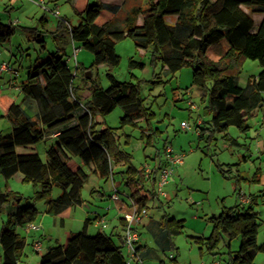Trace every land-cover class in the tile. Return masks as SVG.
<instances>
[{
    "label": "trees",
    "instance_id": "trees-1",
    "mask_svg": "<svg viewBox=\"0 0 264 264\" xmlns=\"http://www.w3.org/2000/svg\"><path fill=\"white\" fill-rule=\"evenodd\" d=\"M115 7L111 3L87 2L83 9H75L79 23L67 28L72 42L92 53L89 69L101 64L108 67L106 88L95 85L91 78L87 86L85 71L83 86L75 84L76 72H71L63 54L56 50L34 65L21 85L23 101L32 100L38 106L37 118L28 116L20 104L0 94L3 116L11 124L8 133L0 132V175L5 179V190L0 188V215L6 213L0 224L1 264H18L22 259L25 241L17 228L34 222L39 215L33 204H19L18 192L6 189L8 180L17 172L22 174V183L38 188L34 199L44 200L45 212L52 216L83 203L81 189L88 176L84 167L114 181L113 165H124L125 178L119 183L130 187L129 198L138 213L148 209L149 198L158 199L154 189L156 173L165 161L154 163L153 173L146 179L143 165L134 167L131 155L119 148L113 129L97 128V115L103 117L119 106L123 111L121 126H136L143 121L146 129L152 130L153 112L141 96L140 81L118 80L110 71L120 62L115 50L117 41L133 39L136 48L150 51L152 65L158 61L171 73L184 66L191 68V85L203 89L204 114L210 117L196 125L199 138L210 139L219 133L230 144H238L227 133L228 127L247 133L251 116L261 111L264 118V0H147L145 7L132 8L122 27L109 29ZM255 14L261 15L257 23ZM64 21L60 18L59 24L64 25ZM14 29L11 23L0 21V43L7 41ZM245 58L256 60L261 67L250 80L248 93L236 81ZM129 65L144 68V63L134 60H129ZM78 68L76 65V71ZM84 90L88 91L86 97L82 95ZM151 134L156 131L147 135L146 146L151 144ZM42 141L45 159L35 151L16 150ZM219 170L230 177L222 167ZM257 175L259 171L254 173L253 181H257ZM145 183L150 186L145 188ZM54 186L61 191L51 198ZM254 201L252 196L248 206L235 204L211 215L210 235L198 237L206 239L212 249L223 234L228 239L239 236V247L228 251L227 264H256L257 252L264 255V242L257 243L259 224L251 205ZM95 218H85L82 228L71 232L64 244L48 247L39 264H126L120 250L122 235H118L121 245H116L111 235L102 230L87 234V225ZM119 223L123 229L125 220L119 218ZM183 226V219L166 214L158 222V230L170 247Z\"/></svg>",
    "mask_w": 264,
    "mask_h": 264
},
{
    "label": "rangeland",
    "instance_id": "rangeland-1",
    "mask_svg": "<svg viewBox=\"0 0 264 264\" xmlns=\"http://www.w3.org/2000/svg\"><path fill=\"white\" fill-rule=\"evenodd\" d=\"M39 1L0 0V21L5 24L11 23L15 27L10 38L0 43V64L5 62L11 68V70H0V94L4 95L6 100L26 107V103L30 100L23 101L21 85L27 81L28 71L56 50L63 54L71 72H76L75 84L83 86V73L90 70L92 82L106 88L109 85L106 77L108 67L101 64L89 69L93 59L92 53L70 39L68 26L77 25L80 21L75 9H83L87 2L115 4V12L108 25L109 29H113L122 27L125 17L132 8L145 7L147 0H74V3L65 0H43L42 4ZM253 17L257 23L261 15L255 14ZM60 18L65 19L64 25L59 24ZM141 19L140 16L137 22L140 23ZM115 50L120 56V62L110 71L118 80L140 81L141 96L145 100V105L150 106L153 112L152 130H147L143 121L136 126H121L119 118L123 111L119 106L103 117L97 115V128L108 126L113 129L118 138L119 148L131 155V163L136 168L145 163L153 165L158 160L165 161L168 147L172 150V155H182V162L172 167L168 184L163 187L167 196L159 195L158 199L148 200L147 215L151 216L152 225L141 226L140 223L135 225V230L139 236H142L145 246L138 253L141 262L135 259L131 264H227L228 251L239 247V236L228 239L223 234L217 246L212 249L209 248L206 239L200 240L198 237L206 238L210 235L211 215H216L223 208L235 204L248 206L252 196L255 201L251 205L259 224L257 243H263L264 122H261V119L264 121L263 113L258 111L247 120L250 125L247 133L240 132L234 126L228 127L227 133L235 138L238 144H230L219 133H215L210 139L206 136L199 138L197 119L202 118L207 122L210 117L204 114L206 103L201 97L203 89L191 85V68L184 66L177 72L171 73L158 61L152 65L150 51L136 48L133 39L129 37L117 41ZM129 60L144 63V68L130 66ZM75 65L79 67L77 71ZM260 69L256 60L245 58L242 61L240 70L236 74V81L245 93L251 90L250 80ZM82 95L86 97L88 91L84 90ZM31 103L33 105L29 107L27 104L26 114L37 118V115H34L37 104L34 101ZM4 112V107L0 104V132L8 133L11 124L9 119L3 116ZM183 121L188 123L189 127L183 128L181 126ZM153 130L156 134H151V144L146 146L147 135ZM16 150L36 151L42 159L45 158L43 141L34 146L17 147ZM219 167L228 172L230 177L223 176ZM84 169L88 176L81 189L83 203L69 210L70 217H64V227L74 232L79 231L84 219L92 218L94 211L103 214L107 224L119 226L117 209L113 207L115 202L108 197L112 193L111 178H101L85 167ZM125 169L122 164L113 165V182L117 185L119 200L126 203L129 208L126 212H129L132 205L128 201L130 187L119 183L125 178L123 173ZM256 171H259V175L255 177L257 181H253ZM236 176L240 178L237 180ZM8 181L12 189L21 195L19 203L21 206L31 203L38 209L39 215L34 221L35 224L38 225L41 219L46 230H54L55 233L61 231L62 226L53 229L55 218L45 213L44 200L34 199V192L38 188L29 183H22L17 178L12 182ZM149 186V183H145V188ZM0 188L5 190V179L1 175ZM60 191V188L54 186L51 198H55ZM242 198H247V201ZM163 214L184 220L182 231L172 238L173 247L169 246L168 240L166 242L161 231L158 230V222ZM44 216L45 220H43ZM149 217H145L144 220ZM97 218L98 223L102 225L99 222L100 217ZM5 219L6 213L1 214L0 224ZM56 221L60 225L61 220L56 218ZM109 227L100 228L107 235H111L116 245H121L118 236L116 233H111ZM41 229L30 232L33 236H26L27 244L23 252L28 256V264H39L40 254L50 244L46 239L39 240L40 251L33 249L31 241L36 240L35 237L41 233ZM21 230L17 228L18 233H22ZM98 230L99 228L93 226V221L87 225V234H95ZM142 238L139 241H142ZM120 250L128 259L129 252L123 243ZM254 262L264 264L262 252H257Z\"/></svg>",
    "mask_w": 264,
    "mask_h": 264
},
{
    "label": "built area",
    "instance_id": "built-area-1",
    "mask_svg": "<svg viewBox=\"0 0 264 264\" xmlns=\"http://www.w3.org/2000/svg\"><path fill=\"white\" fill-rule=\"evenodd\" d=\"M40 4L44 3L43 0L39 1ZM38 3V4H39ZM56 15H58V12L56 11ZM76 51V49H75ZM76 67V65H75ZM0 70H11L9 65L5 62L0 64ZM190 106L193 107L192 103H190ZM181 126L183 128L189 127V124L186 122H181ZM166 158L165 163L160 166L156 173V179H155V192L157 195L166 196L165 192L163 191V187L168 183L169 176L171 175L172 167L178 163L182 162V155H172V150L168 147L166 149ZM154 165L144 164L143 170H144V176L146 179L150 178L153 173ZM112 183V193L110 194V199L113 201L119 200V191L117 189V185L113 182ZM243 199V198H242ZM244 201H247V198L243 199ZM147 215V210L142 209L139 213L136 212L135 206L132 204L129 212H125L123 214V219L125 220L126 224L122 229V236H123V244L127 248L129 252V257L126 259V264H131L132 260H137L141 262V259L138 257V251L136 249L137 244L139 242L140 236L135 230L136 223H140L142 218ZM104 226L103 219H100L99 221ZM26 229L31 230H37L39 226L35 224L34 222H30L25 226ZM33 248L36 251L40 250V244L39 242H36L33 244Z\"/></svg>",
    "mask_w": 264,
    "mask_h": 264
},
{
    "label": "crops",
    "instance_id": "crops-1",
    "mask_svg": "<svg viewBox=\"0 0 264 264\" xmlns=\"http://www.w3.org/2000/svg\"><path fill=\"white\" fill-rule=\"evenodd\" d=\"M32 102V100H30V101H28L27 103H26V107H23L22 105H21V107H23L24 108V110H25V112H26V110H27V104H28V107L29 106H31V105H33V103H31ZM36 111H35V113H34V115H37L38 114V106L36 107V109H35ZM201 120H202V118L201 119H197V121H196V124H199L200 122H201ZM261 122H264L262 119H261ZM48 138L50 137V136H47ZM29 147V146H28ZM36 152V151H35ZM45 159V158H44ZM114 177V176H113ZM14 178H17L18 179V181H20L21 182V179H22V174L21 173H19V172H17V173H15L9 180H11V182H12V180L14 179ZM9 182V181H8ZM7 182V185H6V189L7 190H11V191H15V190H13L12 189V186H11V183H8ZM168 184V183H167ZM144 193V192H143ZM101 195H103L102 193H100ZM167 196V195H166ZM109 198H110V195L108 196ZM128 201H129V204L130 203H132L131 202V199L129 198L128 199ZM115 203H113V207L115 206V208L117 209V214H118V217L119 218H123V214L127 211V209H129L128 208V206H126V203H123V202H121L120 200H117V201H114ZM82 205V204H81ZM130 206V205H129ZM126 209H125V208ZM72 207H69V208H67V209H65L64 211H62L59 215H56V216H54V221H53V224H52V227H53V229H55V228H57L58 226H62L61 227V231L58 233H55L54 232V230H51V231H48V230H46L45 228H44V226L42 225L43 223L41 222V219H40V221L38 222V225H39V228L37 229V231L38 230H40L41 229V227H43L42 229H41V233H39V235H37L35 238H36V240L34 239V240H32L31 242L34 244V243H36V242H38L39 240H48V243H50L48 246H46V248H45V250L42 252V253H44L46 250H47V248L48 247H50V246H54V245H56V244H64L65 242H66V240H67V238H68V236H69V234L71 233V232H74V230H72V229H70V228H67V227H64V222H63V220H64V217H70V209H71ZM46 213V212H45ZM47 214V213H46ZM100 217V219H103V221H104V226L103 225H100L99 223H98V218L97 217ZM93 217H96V219L93 221V226L94 227H96V228H99V230H101V228L100 227H108V226H110L109 228H110V232L111 233H116V235L118 236V235H122V229H121V224L119 223V226H117V225H115V224H107L106 223V221H105V218H104V215L103 214H101L100 212H98V211H94L93 212ZM145 217H149L148 215H146ZM145 217H143L142 218V222H140V225L141 226H147L148 224H150L151 223V216L149 217V219H147V220H144V218ZM56 218H59L60 220H61V223H60V225H58L57 224V221H56ZM43 220H45V216L43 217ZM36 221V220H35ZM100 221V220H99ZM2 222V221H1ZM150 225H152V224H150ZM22 230H21V232L22 233H19L20 234V236L21 237H23V239H24V241H25V244H27V235L28 236H33V234L32 233H30V232H33L34 230H31V229H26L25 227H22L21 228ZM118 229H120V230H118ZM103 231V230H102ZM18 232V231H17ZM54 233H55V236H54ZM142 238V236H140V239ZM139 239V240H140ZM41 245V244H40ZM145 246V243H144V240H143V238H142V241H139L138 242V244H137V251H138V253H139V250L142 248V247H144ZM34 249V248H33ZM40 249H41V247H40ZM35 250V249H34ZM24 251V250H23ZM36 251V250H35ZM40 251V250H39ZM38 252V251H37ZM41 253V254H42ZM41 254H40V256H41ZM25 256V257H24ZM24 256L22 257V259L18 262V264H28V262H27V259H28V256H27V254L25 253L24 254ZM1 262H2V249H1V246H0V264H1Z\"/></svg>",
    "mask_w": 264,
    "mask_h": 264
},
{
    "label": "water",
    "instance_id": "water-1",
    "mask_svg": "<svg viewBox=\"0 0 264 264\" xmlns=\"http://www.w3.org/2000/svg\"><path fill=\"white\" fill-rule=\"evenodd\" d=\"M84 75H85V78L88 80L87 81V86H90L91 82L89 80L91 78V71L90 70H86Z\"/></svg>",
    "mask_w": 264,
    "mask_h": 264
}]
</instances>
